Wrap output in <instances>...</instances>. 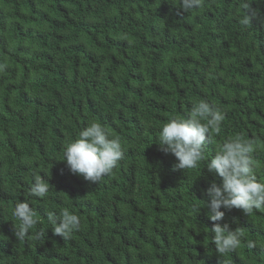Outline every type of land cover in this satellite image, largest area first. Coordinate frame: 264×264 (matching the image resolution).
<instances>
[{"label": "trees", "instance_id": "1", "mask_svg": "<svg viewBox=\"0 0 264 264\" xmlns=\"http://www.w3.org/2000/svg\"><path fill=\"white\" fill-rule=\"evenodd\" d=\"M178 3L0 0V264H264V210L221 209L220 223L242 237L219 256L203 201L221 178L204 162L175 169L156 139L206 100L225 116L208 156L243 136L264 179V26L240 23L246 4L264 12V0H203L189 13ZM90 122L124 152L95 183L61 161ZM34 175L49 182L47 197L30 193ZM19 202L35 210L44 238L16 239ZM65 209L81 219L66 240L47 220Z\"/></svg>", "mask_w": 264, "mask_h": 264}, {"label": "clouds", "instance_id": "2", "mask_svg": "<svg viewBox=\"0 0 264 264\" xmlns=\"http://www.w3.org/2000/svg\"><path fill=\"white\" fill-rule=\"evenodd\" d=\"M202 5L203 0H179L177 6L189 13ZM250 5L246 4L240 23L245 28L252 27L253 21L264 26V12ZM4 68L5 65L0 64V71ZM224 119V113L214 104L199 100L184 118L173 117L164 123L156 138L159 149L176 158L175 169H196L204 162L209 173L221 178V184L213 181L205 190L208 200L203 201L206 215L215 222L211 228L212 243L219 256L237 250L242 237L239 227L232 230L228 223H220L225 216V211L221 209H239L245 215L264 210V179L257 178L251 158L255 144L243 136H236L226 139L214 156L209 157L206 152L213 135L220 133ZM123 156L120 139L112 137L101 123L90 122L80 130L78 138L64 147L61 161L66 163L72 174L95 183L112 175ZM49 185L43 176L34 175L30 193L35 197H47ZM199 209L195 208V213ZM13 215L19 221V227L14 232L16 239L25 240L30 235L36 240L44 238L43 231L34 232L39 219L29 203H17ZM47 220L55 226L52 231L65 240L81 228L80 217L66 209L59 215L49 211ZM248 247H254V242L249 241Z\"/></svg>", "mask_w": 264, "mask_h": 264}]
</instances>
